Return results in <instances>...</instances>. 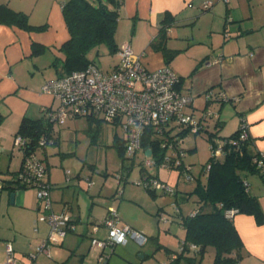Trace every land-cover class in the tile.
<instances>
[{
    "label": "crops",
    "instance_id": "obj_1",
    "mask_svg": "<svg viewBox=\"0 0 264 264\" xmlns=\"http://www.w3.org/2000/svg\"><path fill=\"white\" fill-rule=\"evenodd\" d=\"M64 1L0 0V6L21 12L31 26L37 27L26 29L0 22L1 190L9 186L4 185L5 181L13 182L21 165V156L14 150L13 139L22 118L46 119L47 113L58 104L51 94L42 90V84L62 73L64 54L60 46L69 37L62 13ZM118 1L115 42L118 45L128 42L140 55L141 63L150 70L169 67L179 77L180 92L192 96L186 112L198 119L203 118L206 111L217 115L208 114L203 118L204 127L200 132L220 139L245 129L250 137V150L264 153V0H212L213 4L207 10L202 9V4L208 0ZM149 49H153L159 58L153 60L147 53ZM81 119L90 123L84 117L66 121L77 125L76 121ZM60 125L50 124V136L54 138L52 144L55 146L37 147L35 152L46 164L45 180L50 184L53 210H67L76 223L75 230L59 244L62 245L65 241L79 243L78 240L89 236L91 224L102 220L107 206L111 205L109 198L115 197V192L109 191L110 187L104 189V182L98 189L94 188L91 175L88 178L92 183L87 186L85 177L82 179L85 174L82 169L73 174L64 170L61 162L66 163L67 157L59 166L56 163L50 166L53 154L63 157L61 155L69 152L60 146ZM116 137L114 142L125 140V137ZM188 137L189 134L185 140ZM186 149L192 152L196 145H188ZM145 151L142 150L144 154ZM184 162L188 163L185 157ZM193 168L191 166L195 185L203 184L202 178L204 182L207 178L203 165H198L196 173ZM139 171L142 176L144 168L141 166ZM243 175L249 192L257 197L264 214V179L256 171ZM8 190V196L0 195V209L8 215L12 229L20 239L19 244L21 240L27 243L26 250L33 240L40 243L44 236L40 226L46 224L36 221L41 213L40 202L32 188H16L13 202ZM181 211H176L172 221L175 219L180 230H184L179 221L180 214L183 215ZM120 214L122 216L121 211ZM122 221L130 225L131 220L125 217ZM232 222L242 241L235 264H264V223L259 224L252 215L244 213H235ZM34 224L36 230L32 228ZM141 229L148 230L149 235L155 231L146 225ZM106 232L105 226L100 224L95 235L104 236ZM183 239L184 234L178 239V248ZM12 243L16 252V243ZM165 247L171 255L178 250ZM57 250L59 262L69 264L74 250L65 257L66 261L63 259L65 253ZM28 254L17 259V264H26ZM110 259L109 256L105 264ZM80 264H85L84 260Z\"/></svg>",
    "mask_w": 264,
    "mask_h": 264
},
{
    "label": "built area",
    "instance_id": "obj_2",
    "mask_svg": "<svg viewBox=\"0 0 264 264\" xmlns=\"http://www.w3.org/2000/svg\"><path fill=\"white\" fill-rule=\"evenodd\" d=\"M213 4L212 0L205 1L202 9L207 10ZM115 62L107 69H100L95 63H89L85 68L73 70L65 75L47 80L42 84V90L58 101L55 108L47 113L50 124H62L73 117L91 118L119 124L125 133V152L132 157L139 150L149 148L150 154L143 163V175L134 182L155 193H173L168 184L158 179L153 170L147 167L158 166L178 168L180 176L186 181H192L194 175L191 166L184 162L186 149L185 136L199 133L203 130V118L214 115L206 111L203 118H195L185 111L192 102L190 94H183L178 89L179 77L167 66L150 70L140 61V55L135 53L128 42L118 45L114 53ZM209 98V93L206 94ZM157 139L162 150L160 158H152V148L143 146L145 136ZM249 138L245 129L236 137L212 138L210 140V157L215 160L222 157L231 146H240ZM54 143L51 136H42L37 147H46ZM14 150L21 156V165L16 173V179L24 188H32L40 202L41 213L39 221L48 226V233L41 239L40 245L34 253L28 254L26 264H38V254L51 256V249L59 245L69 232H73L76 223L67 210L55 211L52 208L50 184L45 180L46 168L35 150L28 148L25 137L15 134ZM264 153L259 152L255 160L256 166L264 172ZM211 162L203 166L204 173L210 169ZM146 170V171H145ZM88 186L91 180L85 177ZM178 211V210H177ZM160 220L167 221L163 213H159ZM105 226L107 234L99 238L95 234L99 225ZM36 230V227H33ZM89 249L97 251L99 262L106 260L117 245H123L128 238L134 239L140 245L146 241L143 232L122 222L118 210L108 206L106 215L99 223H93L89 232ZM198 246L188 244V251L196 253ZM4 264H17L15 249L11 241L4 243ZM184 251L183 244L171 255L175 259L178 253Z\"/></svg>",
    "mask_w": 264,
    "mask_h": 264
},
{
    "label": "rangeland",
    "instance_id": "obj_3",
    "mask_svg": "<svg viewBox=\"0 0 264 264\" xmlns=\"http://www.w3.org/2000/svg\"><path fill=\"white\" fill-rule=\"evenodd\" d=\"M147 53L153 60L159 58H156L157 54L153 49H149ZM88 57L104 71L107 70L116 60L113 55L108 53L104 45L91 49L88 53ZM68 121L60 125L61 132L59 142L60 146L66 151L69 150V152H64L65 154L61 155L63 157H55L53 154L51 157L54 159L52 162L50 161V166L55 163L59 166L60 161L64 157H67L65 159L66 163L61 162L64 170L68 169V172L70 170L73 174L79 169H82V172L85 173L82 179L91 175L92 180L94 181L93 186L97 189L99 186H102V182H104V189L110 187L109 191L112 189V192H115V197L109 198L111 199V205L109 206L116 207L121 220L128 217V219L131 220L128 223L133 225V228L143 232L146 236V241L143 245H140L132 238H128L127 242L123 245H117L114 248L113 253L110 254L111 259L107 264H174L171 262L170 258L171 251L167 250L165 246L177 250L178 239L184 234V230H180L175 219L172 221V218L178 209L182 210V214L186 216L199 206V203L197 202L198 197L196 193L193 192L196 186V178L194 177L192 181H186L180 176L178 168L158 166L147 167L148 171L151 169L153 170V174L158 179L164 182L166 181L168 186L175 189V192L172 194L158 192L152 196L142 186L137 185L134 182L141 177L139 170L141 166H143L144 161L148 159L147 156L142 150H139L132 157L124 152L125 159H121L120 153L114 145V140L118 139L116 137L117 135L122 138L125 137V133L119 124L115 125L97 120H93L92 123L88 124L85 119H81L76 121L77 125H70L71 122ZM220 139L222 140L223 138ZM184 145L186 148L188 145L191 147L196 145V150H193L192 152L187 150L185 154L186 161L189 163L186 162V164L193 166V172L195 171L194 173H196L198 171V165L204 166L211 155L210 140L208 139L207 141V136L202 132L197 134L190 133L188 139L184 141ZM48 146L51 147L55 145L52 144ZM152 158L155 157L153 156ZM222 158L223 157H220V159ZM204 180L205 179L202 178L203 183ZM16 184V181L11 183L5 181L4 183L6 186H15ZM7 190L8 188L0 189V195L2 193L5 197L8 196L6 193ZM83 190H85V188H83ZM182 196H187V199H182ZM114 202L120 207L122 216L116 204H112ZM159 213H163L167 217V222H170L167 224L163 223L160 220ZM36 221L39 222L38 218ZM143 225L154 229V233L149 235L148 230H142L141 226ZM36 226L37 225L34 224L32 228ZM92 226L93 224H91V228ZM40 229L44 233L43 237H45L48 233L47 224L46 226L41 225ZM70 234L71 232H69L67 236ZM106 234L104 236L97 235V237L104 238ZM5 241H15V256L17 259L22 258L26 253H34L40 245L39 242L30 239V241H32V246L28 245L29 248L25 250V245L27 243L21 240V243L19 244L20 239L18 238V234L12 229L8 215L5 211H2L1 208L0 264H4L5 262L3 253ZM78 242L79 243H69L68 241H65L62 245H55L51 249L50 257L44 254H38L36 262L38 264H60L59 261L61 260L58 258L59 253L57 249L65 253L63 259L70 254L72 249L74 250V255H72L71 261L69 260V264H80L82 260H84L85 264H105V261L109 258L108 257L101 262L97 260V251L88 249L90 245V236H85L84 239H81L80 241L78 240ZM24 250L25 252H23ZM214 254V248L208 246L204 250V255L200 263L213 264ZM187 256L188 255H186V257ZM81 258L83 259L81 260ZM196 261L198 262V260ZM176 264L189 263L186 258L183 257Z\"/></svg>",
    "mask_w": 264,
    "mask_h": 264
},
{
    "label": "trees",
    "instance_id": "obj_4",
    "mask_svg": "<svg viewBox=\"0 0 264 264\" xmlns=\"http://www.w3.org/2000/svg\"><path fill=\"white\" fill-rule=\"evenodd\" d=\"M118 8V0L64 1L62 13L69 37L60 46L64 59L62 73L59 76L83 69L89 63H95L88 57V53L100 45H104L108 53L114 55L118 48L115 42L119 18ZM0 22L16 24L26 29L37 28L28 23L26 15L12 11L6 6H0ZM88 120L92 122L91 118ZM241 130L238 129L224 138L236 137ZM16 134L25 137L28 148L35 150L42 136H50V122L42 117L35 119L23 117ZM207 138L212 140L214 135L209 134ZM249 144L250 137L240 146H231L222 159L219 157L212 160L209 157L208 162H211V166L207 172L206 181L203 184L198 182L193 191L198 197L199 206L186 216L180 214L179 221L184 228L182 242L184 251L178 253L175 259H171L172 263L175 264L181 257H185L189 264H201L204 250L211 246L215 251L213 264H235L238 262V252L242 241L233 225L232 216L235 213L249 214L257 223H264V214L258 199L249 192L243 175L245 172L256 171L264 179V172L260 171L255 162L259 158V152L250 150ZM114 145L121 159H125V140L115 141ZM146 145L152 148V154L159 159L162 150L158 140L147 135L143 138V146ZM13 181L17 184L8 186L9 192L19 187L24 188L22 184H19L16 176ZM145 190L152 196L155 194L151 189ZM188 244L198 246L196 253L185 251L188 249Z\"/></svg>",
    "mask_w": 264,
    "mask_h": 264
},
{
    "label": "water",
    "instance_id": "obj_5",
    "mask_svg": "<svg viewBox=\"0 0 264 264\" xmlns=\"http://www.w3.org/2000/svg\"><path fill=\"white\" fill-rule=\"evenodd\" d=\"M150 152H151V150H150L149 148H146L145 154H146V155H149ZM14 195H15V191L10 192L11 202H13V197H14Z\"/></svg>",
    "mask_w": 264,
    "mask_h": 264
}]
</instances>
